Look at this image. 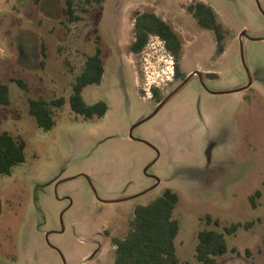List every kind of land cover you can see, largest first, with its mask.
<instances>
[{
    "label": "rangeland",
    "instance_id": "374dc122",
    "mask_svg": "<svg viewBox=\"0 0 264 264\" xmlns=\"http://www.w3.org/2000/svg\"><path fill=\"white\" fill-rule=\"evenodd\" d=\"M71 1L73 22L64 0H0V83L8 88L0 133L24 142V162L0 175V264H114L111 239L124 237L135 208L166 189L178 197L180 264H201L202 230L225 241L216 264H264V0ZM195 2L216 14L220 55L214 33L187 11ZM143 12L179 37L183 78L200 73L159 108L151 91L162 100L182 79L157 37L130 51ZM96 46L103 75L81 96L107 111L87 119L68 98ZM58 98L64 103L49 107L45 131L28 103ZM231 225L240 226L225 233Z\"/></svg>",
    "mask_w": 264,
    "mask_h": 264
},
{
    "label": "trees",
    "instance_id": "16d2710c",
    "mask_svg": "<svg viewBox=\"0 0 264 264\" xmlns=\"http://www.w3.org/2000/svg\"><path fill=\"white\" fill-rule=\"evenodd\" d=\"M64 14L67 21L77 20L74 15V5L71 0H64ZM187 11L198 27L210 30L216 39L215 54L223 52L221 41L224 34L220 30L216 14L212 8L202 2L191 4ZM134 40L130 51L138 54L146 45L150 36H157L162 40L165 49L174 60L173 77L183 79L180 72L178 59L181 51V41L169 24L151 12H143L134 20ZM43 53V50H42ZM103 63L101 50L96 46L92 55L87 56L82 71L75 77L72 84V93L68 98L70 110L90 119L102 117L107 111L104 102L98 101L86 104L81 96L82 90L89 85L100 83L103 75ZM22 86L20 82H17ZM152 97L156 103L161 101L160 94L156 89L152 90ZM8 103V88L0 83V105ZM64 103L62 98L46 104L43 101H29L28 113L34 117L37 126L47 131L53 126L50 106H60ZM24 162V142L6 132L0 133V175H10L11 169ZM256 192L254 196H258ZM178 201L177 194L166 189L161 196L147 205L138 206L133 212L129 222V229L122 238H112L111 245L114 247V264H180L174 248V239L178 232V222L172 218V211ZM204 222L218 226V221L210 216H205ZM251 223L243 227L248 229ZM240 225H231L224 228V232L232 234ZM226 251L225 241L221 234L215 231L202 230L197 234L195 247L196 258L201 264H216L214 257L224 254Z\"/></svg>",
    "mask_w": 264,
    "mask_h": 264
},
{
    "label": "water",
    "instance_id": "95a60500",
    "mask_svg": "<svg viewBox=\"0 0 264 264\" xmlns=\"http://www.w3.org/2000/svg\"><path fill=\"white\" fill-rule=\"evenodd\" d=\"M244 35V31L243 32H241L240 33V35H239V39L242 37ZM194 75H196V76H198V77H200V73L198 72V71H195V72H191L190 74H188L179 84H178V86L176 87V88H174L167 96H165L160 102H159V104H158V108L160 107V106H162L163 104H164V102L169 98V97H171L174 93H176L192 76H194ZM205 77H207V78H213V77H215V75L214 74H211V73H206V75H205ZM246 88V87H245ZM157 108V109H158ZM136 125H138V124H135L134 126H132V128L131 129H133ZM152 188H150V189H148V190H146V191H144L143 193H141L140 195H142V194H144V193H146V192H148V191H150ZM115 202H117V201H106V202H103V203H107V204H110V203H115Z\"/></svg>",
    "mask_w": 264,
    "mask_h": 264
},
{
    "label": "flooded vegetation",
    "instance_id": "af4514ba",
    "mask_svg": "<svg viewBox=\"0 0 264 264\" xmlns=\"http://www.w3.org/2000/svg\"><path fill=\"white\" fill-rule=\"evenodd\" d=\"M196 3H197V2H195L194 4H196ZM187 7H188V6H187ZM154 37H157V36H154ZM157 38H158V37H157ZM158 39H159V38H158ZM161 41H162V40H161ZM163 45H164V44H163ZM164 47H165V46H164ZM166 51H167V50H166ZM167 52H168V51H167ZM168 54L170 55L169 52H168ZM170 56H171V55H170ZM194 76H195V75H194ZM183 79H184V78H183ZM183 79H182V80H183ZM182 80H181V81H182ZM151 92H152V91H151ZM152 96H153V95H152Z\"/></svg>",
    "mask_w": 264,
    "mask_h": 264
},
{
    "label": "built area",
    "instance_id": "2783aa9c",
    "mask_svg": "<svg viewBox=\"0 0 264 264\" xmlns=\"http://www.w3.org/2000/svg\"><path fill=\"white\" fill-rule=\"evenodd\" d=\"M1 53V52H0Z\"/></svg>",
    "mask_w": 264,
    "mask_h": 264
}]
</instances>
